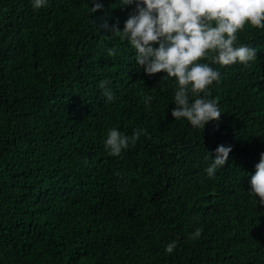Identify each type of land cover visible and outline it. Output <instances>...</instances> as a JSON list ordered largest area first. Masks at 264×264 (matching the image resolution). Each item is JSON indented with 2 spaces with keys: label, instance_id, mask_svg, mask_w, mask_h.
Segmentation results:
<instances>
[{
  "label": "trees",
  "instance_id": "obj_1",
  "mask_svg": "<svg viewBox=\"0 0 264 264\" xmlns=\"http://www.w3.org/2000/svg\"><path fill=\"white\" fill-rule=\"evenodd\" d=\"M135 7L0 0V264H264V204L250 185L264 153V28L236 34L257 50L247 65L198 61L220 76L189 102L221 112L198 129L171 115L175 78L146 74L111 31ZM112 128L146 134L113 156ZM219 145L232 151L208 177Z\"/></svg>",
  "mask_w": 264,
  "mask_h": 264
},
{
  "label": "clouds",
  "instance_id": "obj_2",
  "mask_svg": "<svg viewBox=\"0 0 264 264\" xmlns=\"http://www.w3.org/2000/svg\"><path fill=\"white\" fill-rule=\"evenodd\" d=\"M132 2L123 0V4ZM45 3L46 0H33V7L39 9ZM101 7L97 3L91 10L95 12ZM245 24L264 28V0H136L135 14L127 19L123 31L115 25L111 31L130 41L136 50V63L146 74L164 72L163 78H175L176 108L171 115L177 120L186 119L194 128L203 129L208 121H218L221 112L215 101L196 98L190 103L189 93L207 94L206 89L219 79L220 74L207 63L198 61L209 53H214L213 63L221 66L236 62L247 65L255 60V48L236 46V34ZM115 51L109 49V56L115 55ZM108 83L102 81L99 87L106 102H111L115 97L106 87ZM151 100V96L144 97L145 104ZM145 134V129H139L129 137L112 128L108 131L105 147L111 155L118 156ZM231 151V146H217L213 163L205 170L208 177H213L216 170L225 165ZM250 185L251 192L264 204V153L251 176ZM200 233L197 229L191 238H198ZM176 247L177 242L173 241L165 247V252L171 254Z\"/></svg>",
  "mask_w": 264,
  "mask_h": 264
}]
</instances>
